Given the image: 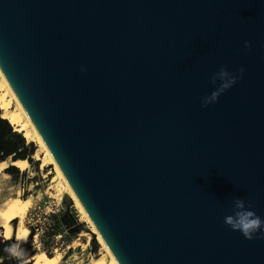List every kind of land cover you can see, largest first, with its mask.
<instances>
[{
    "label": "water",
    "instance_id": "obj_1",
    "mask_svg": "<svg viewBox=\"0 0 264 264\" xmlns=\"http://www.w3.org/2000/svg\"><path fill=\"white\" fill-rule=\"evenodd\" d=\"M0 70L119 264H264V0H0Z\"/></svg>",
    "mask_w": 264,
    "mask_h": 264
},
{
    "label": "rangeland",
    "instance_id": "obj_2",
    "mask_svg": "<svg viewBox=\"0 0 264 264\" xmlns=\"http://www.w3.org/2000/svg\"><path fill=\"white\" fill-rule=\"evenodd\" d=\"M2 80L3 76L0 72V84H2ZM3 94L5 95L6 102H8V110L10 112L18 111L19 106L17 100L13 98L4 87L0 88V96ZM1 109L4 113L5 109L2 107ZM33 142L36 144L37 149L32 156V161L30 162L29 167L26 170L18 168L17 171L11 172L8 167L6 171L7 175H5L7 176L8 181L6 182L3 196L5 197L18 190L21 191L24 197L32 196L31 198L34 201V205L24 221V224H26L25 226H27L29 230L35 224H38L44 229L48 227V219H45L43 216L44 211H50L52 213V211L61 212L67 210L75 219V224L72 227L80 226L81 230L79 233L71 237L68 236V242L65 245L58 249L51 250L52 255L57 253L62 255L60 264H90L91 259L98 256L99 252H102V245L99 243L91 225L76 206L71 195L66 192L63 182L57 176L54 165L47 161V165L43 169L41 168L45 157V150L37 141ZM36 154L40 158L37 159V156H35ZM9 161L10 165H12L11 158ZM59 182L62 183L61 186ZM18 224V220H14V226L17 227ZM2 239L6 238L4 236L3 228L0 227V240ZM11 240L14 244L19 243V248L21 249L24 247L25 249L23 250L25 251H27L29 245L33 248L34 254L38 251H44L41 246L32 245L34 241L33 236H30V234L24 239L18 240L15 237H12L10 241ZM24 241L27 242L25 243ZM94 241H96V245ZM32 257L27 258V260L22 259L23 263L26 261L30 264Z\"/></svg>",
    "mask_w": 264,
    "mask_h": 264
},
{
    "label": "bare ground",
    "instance_id": "obj_3",
    "mask_svg": "<svg viewBox=\"0 0 264 264\" xmlns=\"http://www.w3.org/2000/svg\"><path fill=\"white\" fill-rule=\"evenodd\" d=\"M1 74L3 76V80L1 81L2 84H0V88L3 87L6 88L7 92L17 100L19 106L18 111L10 112L8 110V102H6L5 95L4 94L1 95L0 96L1 107L5 109V112L3 113V117L8 118L10 122L16 127L17 130L23 132L26 139H28V141H37L39 145L44 148L46 158L44 157L41 168L43 169L48 162L54 165L57 176L63 182L66 192H68V194L71 195L72 199L75 201L76 206L80 209L84 218H86L88 223L91 225L99 243L102 245L101 248L102 252H99L98 256L93 257L90 261V264H119V262L111 252L110 248L106 244L105 240L103 239L102 235L96 228L95 224L89 217L87 211L83 207L76 193L68 183L58 163L56 162L52 153L45 144L43 138L37 131L33 122L29 118L25 109L21 105L12 87L9 85L7 79L5 78L2 72ZM35 156H37V159L40 158L37 154ZM11 164L20 168L21 170H26L30 165V161L29 159L12 160ZM10 166L11 165L9 159L0 162V227L3 228L4 236L6 239H11L12 237L13 238L15 237L16 239L18 238L24 239L27 238L30 234V230L27 226H25L26 224H24V221L26 220L25 218L29 213L30 209L34 205V201L31 198L32 196L24 197L21 191L19 190L12 192L11 194L5 197L3 196L5 185L6 182L8 181L7 176L5 175H7L6 171ZM61 185L62 183H60V186ZM16 219L19 222L17 227L14 226V220ZM61 258L62 255L59 253L55 255H48L45 251H38L33 255L30 264H60Z\"/></svg>",
    "mask_w": 264,
    "mask_h": 264
},
{
    "label": "trees",
    "instance_id": "obj_4",
    "mask_svg": "<svg viewBox=\"0 0 264 264\" xmlns=\"http://www.w3.org/2000/svg\"><path fill=\"white\" fill-rule=\"evenodd\" d=\"M37 149L36 144L33 141H28L23 132H20L15 128V126L6 117H3V111L0 107V162L8 159L19 160V159H29L32 161V156L35 154ZM11 171H17L18 167L11 165ZM58 224L63 231L68 228L69 237L80 232V226L72 227L75 224V219L69 214L67 210L61 211L54 215ZM95 245L97 244L96 241ZM13 241L10 239L0 240V264H21V260L11 257L7 251L8 247L11 246ZM25 249L24 247L21 248ZM43 250L48 254L52 255L50 249L43 248ZM24 255L22 259L27 260V258L34 255V250L31 245L28 246L27 251L23 250ZM23 264H28L26 261Z\"/></svg>",
    "mask_w": 264,
    "mask_h": 264
},
{
    "label": "clouds",
    "instance_id": "obj_5",
    "mask_svg": "<svg viewBox=\"0 0 264 264\" xmlns=\"http://www.w3.org/2000/svg\"><path fill=\"white\" fill-rule=\"evenodd\" d=\"M245 47L250 49L251 44L246 41ZM243 72L244 69L241 68V75ZM217 79L222 83L216 91L211 93V95L203 98L202 103L204 107H207L210 103L218 101L220 95L237 82L238 77L229 73L225 68H221L220 71L212 77V82L216 83ZM225 223L234 231L241 232L248 240L257 238L256 234L264 228V220H262L254 211L250 210V207L246 206L243 199H236L234 201V214L226 216ZM259 238H264V236ZM19 239L22 238H18V240ZM24 242L26 243L27 241ZM7 251L11 257L21 260V264H23L22 257L24 252L19 248V243L12 244L8 247Z\"/></svg>",
    "mask_w": 264,
    "mask_h": 264
},
{
    "label": "built area",
    "instance_id": "obj_6",
    "mask_svg": "<svg viewBox=\"0 0 264 264\" xmlns=\"http://www.w3.org/2000/svg\"><path fill=\"white\" fill-rule=\"evenodd\" d=\"M57 212L44 211L43 216L45 219H48V227L46 229L40 227L38 224L30 228V236H33L34 241L33 246H41L42 249L46 247V249L53 250L62 247L68 242L69 230L66 228L61 231L60 228L62 227L59 226L57 220L54 218Z\"/></svg>",
    "mask_w": 264,
    "mask_h": 264
}]
</instances>
